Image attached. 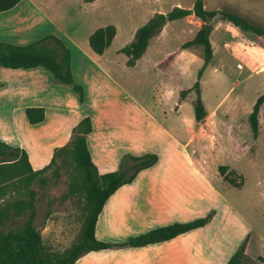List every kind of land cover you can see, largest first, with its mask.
<instances>
[{
	"label": "crops",
	"instance_id": "1",
	"mask_svg": "<svg viewBox=\"0 0 264 264\" xmlns=\"http://www.w3.org/2000/svg\"><path fill=\"white\" fill-rule=\"evenodd\" d=\"M97 1L85 3L92 6ZM201 24L199 19L198 30ZM49 34L60 37L71 50L72 72L85 88L84 102L71 87L54 82L53 74L44 67L1 66L0 142L24 148L33 167L39 169L51 161L56 147L71 140L74 127L90 116L93 130L88 135V146L101 173L117 170L124 153H157L159 160L153 166L141 170L131 183L108 198L96 225V236L101 240L122 242L156 227L189 222L211 210L216 212L206 225L172 239L91 251L75 264H226L252 226L223 192L230 184L220 174L223 184L218 187L207 174L206 162L198 149L188 151L197 130L214 136L205 127L215 109L208 111L204 121L191 118L183 128L174 120L169 127L157 115L158 110L163 111L160 102L136 97L102 62L124 65L126 54L121 61L106 57L107 50L96 53L90 36L81 39L73 35L36 0H21L0 12L2 41L27 45ZM149 46L132 67L143 65L145 69L170 73L179 51L186 49L181 45L171 52L169 55L175 56L165 69L163 63L169 55L150 64L144 62ZM29 106H44L45 119L30 123L26 115Z\"/></svg>",
	"mask_w": 264,
	"mask_h": 264
},
{
	"label": "rangeland",
	"instance_id": "2",
	"mask_svg": "<svg viewBox=\"0 0 264 264\" xmlns=\"http://www.w3.org/2000/svg\"><path fill=\"white\" fill-rule=\"evenodd\" d=\"M36 1L62 27L81 39H88L90 33L99 27L114 24L117 35L106 49V57L121 61L126 58L121 49L135 38L137 29L156 12L167 13L176 5L188 8L194 3V0H98L90 6L83 0ZM204 2L207 9L231 8L264 25V0ZM198 23L196 15L169 21L163 32L150 40L149 53L144 62L150 64L159 61L180 49L185 41L196 35ZM210 40L213 57L200 79L199 73L205 64L201 45L181 49L170 73L166 74L155 68L145 69L143 65L132 67L126 63L112 66L106 61L102 62L117 79L128 85L136 97L160 102L163 111L158 110L157 115L169 127L174 120H178L183 128L188 119L194 118L196 122L194 101L198 93L192 91L182 100L181 88L192 87L200 80L201 97L206 109H215V114L205 127L206 132L214 136H207L197 130V136L188 151L198 149L199 156H203L206 162L207 174L220 188L223 181L219 179V166L229 165L243 175L245 182L242 187L229 183V189L223 192L252 226L244 238L249 237L248 255L257 264H264V259H260L264 258V102L259 112L257 137L254 136L249 119L258 98L264 94V36L245 31L218 14L212 20ZM147 105L150 106L149 102ZM237 144L245 146L239 150ZM66 165L61 168L59 179L55 178L54 167L47 171L49 184L45 188L39 187L38 182L34 184L40 196L35 222L41 229L47 247L56 252L70 247L78 237L85 215V199L78 195L64 198L70 188L73 169L72 164ZM212 211L214 217L216 212ZM26 218L25 215L19 216L7 226L17 227Z\"/></svg>",
	"mask_w": 264,
	"mask_h": 264
},
{
	"label": "trees",
	"instance_id": "3",
	"mask_svg": "<svg viewBox=\"0 0 264 264\" xmlns=\"http://www.w3.org/2000/svg\"><path fill=\"white\" fill-rule=\"evenodd\" d=\"M21 0H0V12L16 6ZM93 2L95 0H83ZM196 15L202 24L191 40L185 41L182 48L201 45L204 48L205 64L200 70L199 79L205 67L212 60L213 47L210 40L212 20L218 14L221 18L233 22L245 31L264 36V25L256 23L247 16L231 8L210 10L204 0H194L193 6L187 8L176 5L167 13L156 12L144 25L139 27L135 38L126 44L121 51L128 56L127 64L134 66L137 60L146 52L150 40L161 32L169 21ZM117 34V27L108 24L97 28L90 35L92 49L103 54L112 44ZM175 53L164 61L168 68ZM71 50L65 42L54 34L46 35L30 44L19 45L0 40V67L30 68L44 67L53 74V81L70 86L84 102L85 89L72 72ZM197 80L192 87L181 89V99L184 100L192 91L198 96L194 101L197 121H204L209 115L202 97L201 82ZM264 102L262 94L249 116L250 123L257 137L259 133V112ZM26 115L30 123L42 122L46 117L44 106H29ZM93 130L90 116L84 117L73 129L71 140L55 148L51 161L44 167L35 169L30 161L28 152L21 147L7 142H0V264H75L78 259L91 251L102 249L138 247L172 239L179 234L206 225L214 215L212 211L206 217L189 222H176L153 228L145 233L131 236L122 242H111L97 238L96 225L108 198L121 186L131 183L143 169L153 166L159 156L156 153L134 155L126 153L122 156L119 168L115 171L101 173L93 161L88 146V135ZM245 144H237L243 149ZM73 165L71 170L70 188L64 198L79 196L85 199V215L78 237L70 247L62 252L48 248L41 229L36 224L37 201L39 191L34 187L45 188L49 184L47 171L54 167L55 178L61 176L60 170ZM219 173L224 179L236 187H242L245 179L229 165L219 166ZM25 215V222L17 227L7 224L19 216ZM247 238L239 245L226 264H257L256 260L247 253ZM263 260V257H260Z\"/></svg>",
	"mask_w": 264,
	"mask_h": 264
},
{
	"label": "built area",
	"instance_id": "4",
	"mask_svg": "<svg viewBox=\"0 0 264 264\" xmlns=\"http://www.w3.org/2000/svg\"><path fill=\"white\" fill-rule=\"evenodd\" d=\"M239 67H241V65H238Z\"/></svg>",
	"mask_w": 264,
	"mask_h": 264
}]
</instances>
